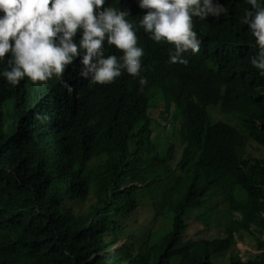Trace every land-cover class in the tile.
Segmentation results:
<instances>
[{
	"label": "trees",
	"instance_id": "obj_1",
	"mask_svg": "<svg viewBox=\"0 0 264 264\" xmlns=\"http://www.w3.org/2000/svg\"><path fill=\"white\" fill-rule=\"evenodd\" d=\"M114 2L129 5L134 26L147 11ZM218 2L225 14L193 17L201 45L186 64L168 63L173 46L141 29L143 86L127 73L89 84L79 59L29 86L0 78V264H212L225 252L228 264H264V159L245 153L248 138L264 147V76L248 62L254 38L240 23L250 5ZM153 96L164 98L182 145L175 168L172 144L162 153L152 140ZM216 107L246 135L214 121ZM145 202L152 215L139 234L129 218ZM191 212L222 235L185 238ZM245 233L260 253L243 260Z\"/></svg>",
	"mask_w": 264,
	"mask_h": 264
},
{
	"label": "clouds",
	"instance_id": "obj_2",
	"mask_svg": "<svg viewBox=\"0 0 264 264\" xmlns=\"http://www.w3.org/2000/svg\"><path fill=\"white\" fill-rule=\"evenodd\" d=\"M125 2L115 7L114 0H0V63L4 65L0 68V78L12 86L23 78L29 86L53 76L61 77L66 66L79 59L77 75L89 84L111 83L127 73L138 77L139 85L143 86L147 81L140 75L144 54L138 46L141 29L151 40L173 46L168 49V63L186 64L184 54L199 52L201 45L193 31V17L205 20L227 12L218 0H137V6L147 11L134 26L127 18L130 7ZM245 3L250 7L244 9L240 23L247 26L255 48L248 62L264 76V0H245ZM5 54H8L7 59ZM68 91H71L70 86ZM160 101L164 103V98L153 96L148 101V115L150 106ZM214 109L222 112L216 107L211 109V115ZM224 114L235 117L236 125L225 122L246 135L235 115ZM149 117L154 133V121ZM252 141L248 138L246 144ZM253 144L263 147L257 142ZM217 203L218 207H226L218 199ZM108 233L111 235V231ZM122 243L115 244L111 250Z\"/></svg>",
	"mask_w": 264,
	"mask_h": 264
},
{
	"label": "rangeland",
	"instance_id": "obj_3",
	"mask_svg": "<svg viewBox=\"0 0 264 264\" xmlns=\"http://www.w3.org/2000/svg\"><path fill=\"white\" fill-rule=\"evenodd\" d=\"M163 102H157L154 105H151L149 108V115L152 117L154 121V133H153V143L157 145L162 153L165 152L166 146L170 143L172 144V160H171V167H175L178 163L181 153V145L179 143L176 134H174L172 122V116L168 114H161L164 108ZM171 111L173 113L177 112V108L173 105L171 107ZM212 116L215 120H224L233 125H236V118L228 116L218 109H214L212 111ZM254 141L249 142L246 148V155L247 156H262L264 158V148L258 147L254 145ZM143 202V200H141ZM140 202V203H141ZM218 213L226 219L227 217V210L224 205H220L218 207ZM152 212L148 204H141L135 214H131L129 218V226H137L136 232L143 233L145 227L150 224ZM189 226L185 231V238H213L221 236V232L219 228L215 227L212 223L209 228L204 227V225L200 222H197L194 218V214L191 213L188 217ZM261 238H264L261 237ZM237 246L240 252V255L247 259L255 254L260 253L259 251L255 250L256 242L255 240L248 234H244L243 236L237 237ZM212 264H228L229 263V254L227 252L220 253L212 256Z\"/></svg>",
	"mask_w": 264,
	"mask_h": 264
}]
</instances>
